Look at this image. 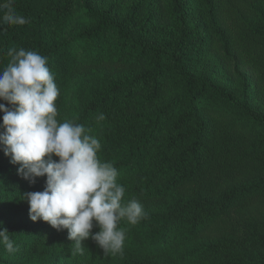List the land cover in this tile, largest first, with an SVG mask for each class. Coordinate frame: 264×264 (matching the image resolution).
Instances as JSON below:
<instances>
[{"label":"trees","instance_id":"1","mask_svg":"<svg viewBox=\"0 0 264 264\" xmlns=\"http://www.w3.org/2000/svg\"><path fill=\"white\" fill-rule=\"evenodd\" d=\"M119 2L13 0L29 22L9 25L0 9V70L9 48L46 56L57 120L99 139L122 204L138 200L147 217L118 223L121 253L91 238L75 253L67 229L29 218L21 196L46 177L22 179L0 147V222L19 246L0 244V264H264V0ZM75 15L83 28H69ZM219 49L249 69L240 88L199 70ZM231 212L246 216L241 236L221 219Z\"/></svg>","mask_w":264,"mask_h":264},{"label":"clouds","instance_id":"2","mask_svg":"<svg viewBox=\"0 0 264 264\" xmlns=\"http://www.w3.org/2000/svg\"><path fill=\"white\" fill-rule=\"evenodd\" d=\"M13 0L0 3L3 22L24 25ZM9 63L0 70V147L17 174L30 184L46 177L43 191L22 194L32 221L43 220L57 231L67 229L74 252L83 255V241L91 238L104 253H121L125 231L122 219L135 225L147 217L136 199L122 204L125 187L117 183L118 170L97 156L101 143L90 130L75 121L59 122L55 101L59 89L47 57L24 48H9ZM96 119H106L100 113ZM56 157L58 159H54ZM99 231L92 232V228ZM0 222V244L9 254L19 251Z\"/></svg>","mask_w":264,"mask_h":264},{"label":"rangeland","instance_id":"3","mask_svg":"<svg viewBox=\"0 0 264 264\" xmlns=\"http://www.w3.org/2000/svg\"><path fill=\"white\" fill-rule=\"evenodd\" d=\"M110 1L111 0H90L91 3L103 5L109 4ZM134 2L135 0H120L118 4L120 5V10L125 12ZM85 24L86 22L81 21V19L75 15V18L69 24V28L77 27V29H81ZM199 66L201 72L213 73L220 83L230 84L238 88H240L244 76H250L249 69L238 63L233 52H229L225 49H219L205 54ZM221 219L224 221L227 231L231 234L233 233L241 236L246 233V216L231 212L221 217Z\"/></svg>","mask_w":264,"mask_h":264}]
</instances>
